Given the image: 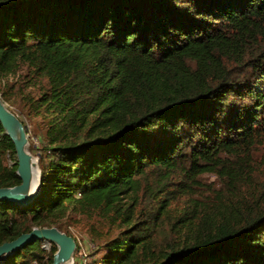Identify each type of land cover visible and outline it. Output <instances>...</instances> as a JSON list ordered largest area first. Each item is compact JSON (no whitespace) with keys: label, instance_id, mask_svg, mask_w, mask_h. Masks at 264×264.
Segmentation results:
<instances>
[{"label":"trees","instance_id":"1","mask_svg":"<svg viewBox=\"0 0 264 264\" xmlns=\"http://www.w3.org/2000/svg\"><path fill=\"white\" fill-rule=\"evenodd\" d=\"M0 95L49 120L39 193L0 200V244L82 223L96 264H264V0H0ZM16 168L0 123V187ZM205 173L214 199L163 239L157 180ZM41 245L2 264H51Z\"/></svg>","mask_w":264,"mask_h":264},{"label":"water","instance_id":"2","mask_svg":"<svg viewBox=\"0 0 264 264\" xmlns=\"http://www.w3.org/2000/svg\"><path fill=\"white\" fill-rule=\"evenodd\" d=\"M0 123L5 135L14 144L16 156V174L20 183L0 187V200L10 201L18 206H26L38 195L40 190L39 159L29 149L26 128L19 116L10 109L0 95ZM49 242L56 249L51 264H72L76 250L74 238L55 226L37 227L21 233L16 238L0 244V264L18 250L34 242Z\"/></svg>","mask_w":264,"mask_h":264},{"label":"rangeland","instance_id":"3","mask_svg":"<svg viewBox=\"0 0 264 264\" xmlns=\"http://www.w3.org/2000/svg\"><path fill=\"white\" fill-rule=\"evenodd\" d=\"M19 115H21L22 120L24 121L25 127L27 129L29 149L31 153L39 159L38 152L43 146L42 136L46 126L48 125L49 120L44 114L39 112L35 113L32 117L23 116L22 114ZM1 158L4 164H11L13 162V158L7 152L3 154ZM197 180H200L198 184L193 181L186 180L183 177L175 176H172L168 179H164L162 181L157 180L159 183L165 182L164 191L161 190L159 192L160 198L164 199L167 202H170L168 207L169 216H167V219H165L166 232L164 234L163 239H171V241L174 239L169 230L170 225L172 223H174L175 226H179L183 225L185 221L192 218V216L189 214L187 215V217H184L182 215L185 210L191 209L192 203L194 202V197H199V199L213 200L216 195V190L221 187V183L216 177V175L211 173L202 174L198 177ZM180 183L186 184V187L182 186V184ZM67 229L69 233L80 243V245L82 247H85L86 252L89 256L88 263L96 264L95 261L98 259L101 253L100 251H97L98 253L94 252L96 248L92 245L90 237L86 233L82 223L78 225H68ZM53 246L49 245L48 249L45 250L51 251L53 250ZM74 260L75 262L79 261L77 257H75ZM22 261V258H17L13 264H21Z\"/></svg>","mask_w":264,"mask_h":264},{"label":"built area","instance_id":"4","mask_svg":"<svg viewBox=\"0 0 264 264\" xmlns=\"http://www.w3.org/2000/svg\"><path fill=\"white\" fill-rule=\"evenodd\" d=\"M49 245L51 246L52 244L49 242H42L41 246L44 249H48ZM78 245H79V249L77 250L76 248V254L74 253V259L75 257H77L79 261L75 262V260H73L72 264H89L88 263L89 256L86 252L85 247H82L79 242ZM21 264H39V262L37 260H33L29 263H21Z\"/></svg>","mask_w":264,"mask_h":264}]
</instances>
